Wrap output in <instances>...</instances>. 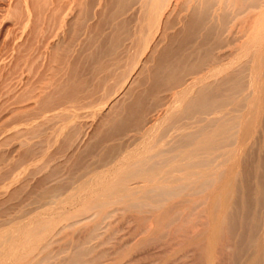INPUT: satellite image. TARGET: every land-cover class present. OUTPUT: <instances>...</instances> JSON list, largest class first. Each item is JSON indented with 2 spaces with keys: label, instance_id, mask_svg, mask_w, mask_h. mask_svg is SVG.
<instances>
[{
  "label": "bare ground",
  "instance_id": "obj_1",
  "mask_svg": "<svg viewBox=\"0 0 264 264\" xmlns=\"http://www.w3.org/2000/svg\"><path fill=\"white\" fill-rule=\"evenodd\" d=\"M80 1H71L70 6L91 4L93 8L102 3ZM108 7L120 9L112 15L113 21L132 9L144 38L152 36L154 28L159 37L137 78L116 74L121 60L113 61L115 72L105 75L102 99L119 96L103 121L104 129L96 135L100 167L83 169L79 186L73 185L65 198L59 186L42 193L37 203L45 210L39 206L38 213L43 210L48 216L36 212L38 216L29 215L30 219L22 215L28 222L2 223L13 227L0 234V264L87 263L92 243L101 239V229L115 212L109 208L121 205L151 215L153 223L182 228L190 220L187 212L207 200L211 202L212 249L216 251L223 239L222 249L231 251L241 230L240 243L247 256L254 248L246 264H264V221L249 211L256 201H243L241 195L234 198L233 186L257 121L259 94L264 91V0H108ZM87 12L80 15L85 18ZM127 27V22L117 24L116 33ZM112 41L114 53L123 48V34ZM175 45L177 49L172 48ZM149 63L152 69L146 70ZM138 78L147 81L148 90L136 95L130 84ZM162 92H172L168 101L161 100ZM120 96L122 102L117 100ZM69 101L60 112L68 111V103H76ZM43 105L41 113L47 118L53 109ZM153 106L159 110L155 120L148 121L145 114ZM130 132L136 135L130 137ZM12 166L11 174H15L18 165ZM178 198L186 200L175 203ZM67 205L74 209L68 211ZM61 220L69 224L57 229ZM148 223L152 221L143 219V231ZM82 224H92L82 241L57 253L51 250L63 231ZM225 232L229 236L223 237Z\"/></svg>",
  "mask_w": 264,
  "mask_h": 264
},
{
  "label": "rangeland",
  "instance_id": "obj_2",
  "mask_svg": "<svg viewBox=\"0 0 264 264\" xmlns=\"http://www.w3.org/2000/svg\"><path fill=\"white\" fill-rule=\"evenodd\" d=\"M71 1L74 0H0V234L13 227L3 225L6 220L23 221L24 214L26 219H30L29 215L38 216L35 213L40 210L37 202L42 193L59 186L62 190L65 188L60 194L68 196L73 185L79 186L83 169L100 167L96 135L104 129L103 121L119 96L102 99L105 75L115 72L113 61L121 60L116 74L124 72L125 76L131 74L137 78L143 69L142 61L151 54L159 37L154 28L150 32L152 36L144 38L132 9L113 21L112 15L120 9L108 7V0L93 8L91 4L86 8L85 4L81 8L73 3L70 6ZM84 9L89 10L86 19L80 15L85 13ZM124 22L127 30L116 33L115 26ZM144 32L149 30L145 28ZM122 34L123 48L114 53L112 40ZM128 37L130 40L124 41ZM131 44L132 50L128 51ZM152 65L149 63L146 70L152 69ZM130 85L136 95L148 90L147 81L141 78ZM120 86L113 88L114 93ZM171 95L172 92H162L160 98L168 101ZM65 96L76 102L68 103L66 113L60 112L64 108L61 105L69 101L65 102ZM259 96L257 121L247 139V155L238 166L233 186L237 193L234 198L241 195L244 199L237 200L256 201L249 211L264 221V91ZM117 100L122 102L124 97ZM43 104H47L45 109H53L47 118L41 113ZM153 107L145 114L148 121L155 120L159 110ZM134 135L135 132H130L128 136ZM14 163L18 170L11 174ZM2 171L9 174L4 176ZM185 200L178 198L174 202ZM198 205L197 209L187 212L190 220L181 224L182 228L153 223L151 215L128 211L121 205L109 208L108 211L115 212L101 229V239L92 243L93 258L83 264H246L254 248L247 256L240 243L241 230L235 235L237 247L233 245L231 251H224L222 239L215 251L209 229L211 202L207 200ZM145 218L152 223L143 231ZM63 221L57 229L69 224ZM91 225H77L63 231L51 250L57 253L69 248L71 243L82 241ZM226 234L229 236L225 232L223 237Z\"/></svg>",
  "mask_w": 264,
  "mask_h": 264
}]
</instances>
